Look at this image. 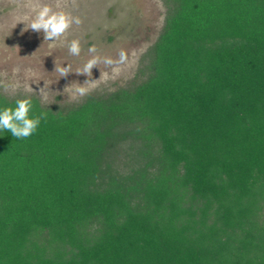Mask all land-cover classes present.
Listing matches in <instances>:
<instances>
[{
  "label": "trees",
  "instance_id": "trees-1",
  "mask_svg": "<svg viewBox=\"0 0 264 264\" xmlns=\"http://www.w3.org/2000/svg\"><path fill=\"white\" fill-rule=\"evenodd\" d=\"M141 78L0 130V264H264V0H168Z\"/></svg>",
  "mask_w": 264,
  "mask_h": 264
},
{
  "label": "rangeland",
  "instance_id": "rangeland-1",
  "mask_svg": "<svg viewBox=\"0 0 264 264\" xmlns=\"http://www.w3.org/2000/svg\"><path fill=\"white\" fill-rule=\"evenodd\" d=\"M167 1L0 0V93L35 96L44 106L64 107L137 82L162 28ZM45 5L80 19L65 34L67 41H79L78 56L70 55L67 45L50 49L42 32L29 29ZM92 60L94 68L78 74ZM64 67L70 68L67 77L55 70Z\"/></svg>",
  "mask_w": 264,
  "mask_h": 264
},
{
  "label": "clouds",
  "instance_id": "clouds-1",
  "mask_svg": "<svg viewBox=\"0 0 264 264\" xmlns=\"http://www.w3.org/2000/svg\"><path fill=\"white\" fill-rule=\"evenodd\" d=\"M81 23L79 18H73L64 12L54 11L51 7L45 5L36 11L34 17L32 18L29 29L37 32L43 33L44 41L48 42L50 49L56 47H64L67 45L68 52L70 55L78 56L81 52L80 43L78 40L67 41L66 33L72 27L73 24L79 25ZM90 51H95V49H90ZM121 61L124 60L123 52L120 53ZM96 63L95 60L90 61L83 73L85 74L91 71ZM111 63V61H107ZM59 71L62 77H67L70 73L69 67H64L61 69H56ZM81 93L84 89H79ZM32 109V103L28 99L17 100L15 102V107H7L0 110V130H6L15 139H25L30 137L34 132H36L39 124L40 118H31L30 111Z\"/></svg>",
  "mask_w": 264,
  "mask_h": 264
}]
</instances>
